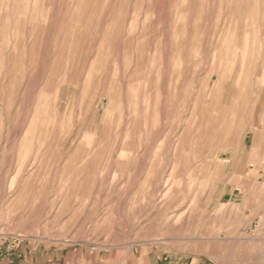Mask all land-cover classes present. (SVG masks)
I'll return each mask as SVG.
<instances>
[{
	"label": "rangeland",
	"instance_id": "obj_1",
	"mask_svg": "<svg viewBox=\"0 0 264 264\" xmlns=\"http://www.w3.org/2000/svg\"><path fill=\"white\" fill-rule=\"evenodd\" d=\"M0 234L264 264V0H0Z\"/></svg>",
	"mask_w": 264,
	"mask_h": 264
},
{
	"label": "crops",
	"instance_id": "obj_2",
	"mask_svg": "<svg viewBox=\"0 0 264 264\" xmlns=\"http://www.w3.org/2000/svg\"><path fill=\"white\" fill-rule=\"evenodd\" d=\"M22 245L15 252H5L0 255V264H43V262L37 261L35 250H28L26 246Z\"/></svg>",
	"mask_w": 264,
	"mask_h": 264
},
{
	"label": "built area",
	"instance_id": "obj_3",
	"mask_svg": "<svg viewBox=\"0 0 264 264\" xmlns=\"http://www.w3.org/2000/svg\"><path fill=\"white\" fill-rule=\"evenodd\" d=\"M24 241L22 235L0 234V255L17 251Z\"/></svg>",
	"mask_w": 264,
	"mask_h": 264
}]
</instances>
